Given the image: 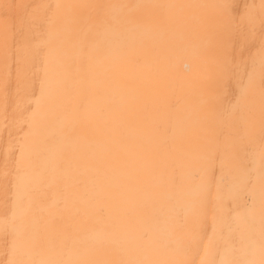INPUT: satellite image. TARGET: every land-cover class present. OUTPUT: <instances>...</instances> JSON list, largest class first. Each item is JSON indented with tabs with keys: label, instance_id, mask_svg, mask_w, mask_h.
<instances>
[{
	"label": "bare ground",
	"instance_id": "bare-ground-1",
	"mask_svg": "<svg viewBox=\"0 0 264 264\" xmlns=\"http://www.w3.org/2000/svg\"><path fill=\"white\" fill-rule=\"evenodd\" d=\"M0 264H264V0H0Z\"/></svg>",
	"mask_w": 264,
	"mask_h": 264
}]
</instances>
